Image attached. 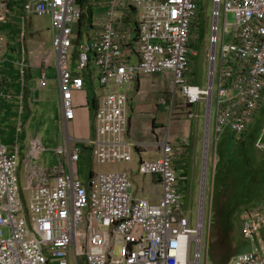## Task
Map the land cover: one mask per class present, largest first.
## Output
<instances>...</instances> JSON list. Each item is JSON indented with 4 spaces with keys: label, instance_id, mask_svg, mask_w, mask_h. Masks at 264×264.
Returning a JSON list of instances; mask_svg holds the SVG:
<instances>
[{
    "label": "built area",
    "instance_id": "1",
    "mask_svg": "<svg viewBox=\"0 0 264 264\" xmlns=\"http://www.w3.org/2000/svg\"><path fill=\"white\" fill-rule=\"evenodd\" d=\"M106 2L110 8L100 18L103 29L98 38L79 44L81 37L74 29L84 15L79 0H25L20 17L23 24L26 15L52 18L63 118L68 127L78 116L77 95L86 82L83 74L92 63L97 66L105 89L96 112L101 137L93 149L97 163L116 165L131 160L128 89L141 75L172 72L186 107L206 104V123L215 103L214 124L208 125L215 138L225 129L237 136L250 129L264 104V0H212L205 88L191 84L186 77L196 36L197 0L98 1ZM120 10L136 15L137 36L132 44L121 32ZM228 13L234 16V34L225 44ZM9 14L10 0H0V23ZM5 42L0 32V62ZM76 44L80 52L74 73L72 50ZM46 77L42 86L47 84ZM1 89L0 77V97ZM195 116L189 113L190 118ZM27 143L26 159L21 162L19 146L10 149L0 138V264H200L202 247L206 259L213 223L208 169H201L193 223L182 205L176 153L170 143L163 142L159 159L144 160L138 166L139 173L158 176L162 194L157 202L132 195L128 171H99L88 182L79 180L75 171L81 151L70 142L57 149L59 159L70 156V172L64 170L61 160L54 170L34 161L45 150L41 137L31 136ZM254 148L264 152V121ZM204 152L205 140L203 160ZM22 190L29 192L27 201ZM241 221V235L250 250L233 254L224 264H264V197L242 211Z\"/></svg>",
    "mask_w": 264,
    "mask_h": 264
},
{
    "label": "crops",
    "instance_id": "2",
    "mask_svg": "<svg viewBox=\"0 0 264 264\" xmlns=\"http://www.w3.org/2000/svg\"><path fill=\"white\" fill-rule=\"evenodd\" d=\"M98 1L109 0H79L84 11L83 19L79 25L83 26L85 22L89 30V35L83 42L97 39L103 29V22L100 18L105 17L110 6L107 2L99 4ZM15 5L19 7V4L10 1V14L7 21L0 23V32L6 39V45L2 49V60L0 62V77L2 82V95L0 97V138L3 141L2 136L7 132L14 134L19 132L23 133L30 122L37 117H47L49 114L56 112L57 115L55 117H57L58 127L64 126L65 129L62 144L57 149L67 147L69 142L72 146L80 149L81 154L76 164L75 175L79 180L88 182L94 173L103 171L100 167L103 165L97 163L93 155L95 142L101 140V137L97 132V109L96 111L93 110L91 101L92 99H96L98 108L99 99L105 92V89L99 81L97 66L92 63L88 71L83 74L86 82L84 90L77 95L76 104L78 107V116L76 121L72 122L68 127L67 122L63 118L62 94L60 93L58 98L53 94L51 98L47 92L54 81L52 74L49 73L50 69H57L60 85V75L56 66L57 53L54 45L52 49L46 50L45 44L39 42L38 39H28L27 20L29 16L26 15V19L24 20L25 24H23V20L20 17L24 14V11L22 8H20L19 12L16 11ZM22 5L23 3L21 7ZM117 16L120 17L121 32L126 35V41L132 44L137 36V18L135 13L130 10H120ZM118 25L116 24V27ZM2 26L8 27L9 32L4 31L1 28ZM78 33L81 37L78 40L79 44L82 42V33ZM78 44L72 50V67L74 73L78 71L76 68L80 52ZM75 51L78 53L77 59H75ZM193 55L190 52V65L186 77L188 82L198 85L195 83V79L192 78V72L195 66ZM204 65L208 68L206 58ZM44 75H47L46 86H42ZM128 98V142L132 144L133 151L131 160L113 165V168L114 170L128 171L131 174L133 186L130 191L132 195L136 198L149 199L152 202H157L160 199L162 189L158 176L143 175L138 172V166L141 161H154L159 159L162 155L163 142L170 143L175 150V169L179 183L190 182L189 189L193 188L195 182L194 163L199 159L198 142L202 140L201 143L204 147L208 125L209 122H212V118L210 117V120H208L209 115H207L206 123V104L198 103L191 107H186L181 93L175 88L174 75L169 71L139 76L129 87ZM189 113H193L196 116L190 118ZM206 124L207 127H205ZM208 133L211 135L210 132ZM31 136L37 135L29 134L25 137L24 144L17 142L14 145V147L19 146L20 148L21 162L26 159V151L29 144L27 142ZM235 136L239 137L237 135ZM241 136H245V133ZM41 139L43 141L42 137ZM3 143L5 144L4 141ZM5 145L8 146V144ZM253 149L255 148L253 147ZM56 155L55 164L52 167L40 165L45 166L49 170H54L60 167L61 160L64 164V170L70 172V156L65 155L59 159L60 155H58L57 150ZM202 167L205 169L203 148L201 169ZM207 169L209 171L208 165ZM199 181L200 175L198 185ZM214 181L215 172L211 174V184ZM179 183V192L184 198L185 192H182ZM263 197L264 194L261 198ZM215 210L217 211V206H215Z\"/></svg>",
    "mask_w": 264,
    "mask_h": 264
},
{
    "label": "rangeland",
    "instance_id": "3",
    "mask_svg": "<svg viewBox=\"0 0 264 264\" xmlns=\"http://www.w3.org/2000/svg\"><path fill=\"white\" fill-rule=\"evenodd\" d=\"M13 3L19 4V7L15 5L16 11H20L21 4L24 0H10ZM198 16L194 22V34L196 35L192 40L191 54L193 55L194 70L192 78L195 79V83L202 88L207 87L208 82V68L204 65L205 58L207 59V51L210 48L208 43L209 28L211 25V11H212V0H197ZM227 23L229 25L227 33L224 37V43L229 44L234 34V16L232 13L227 14ZM4 31L9 32L8 27H1ZM219 28L221 33L224 28V15L222 14ZM17 29V28H15ZM28 39H38L39 42L44 43L46 50H50L53 47V33L52 29V18L51 16H29L27 20ZM76 32L82 33V42L87 39L89 30L84 22L83 26L79 24L74 25ZM78 53L75 51L77 59ZM206 64V63H205ZM49 73L52 74L54 79L50 85L49 96L52 98L53 94L55 97L61 93V88L58 80L57 69H50ZM217 86V83H216ZM60 90V91H59ZM217 93V87H215L213 99L215 101ZM51 102V100H50ZM49 102V104H50ZM204 109V106H203ZM203 112V111H202ZM215 114V103L212 110V125L214 124ZM56 112L49 114L47 117H37L35 120L30 122L26 130L23 133H9L7 132L2 136L5 144H8L10 148L19 142L24 144L25 137L29 134L39 135L43 138L45 150L35 156V161L39 164L47 167H52L56 160L57 147L62 144V137L65 133L64 126L58 127L57 125ZM210 120V117H208ZM204 121V117H203ZM204 138V137H202ZM210 152H209V178L207 181V194H210L211 188L213 190V223L209 230V253L205 259L204 247L201 251L200 264H224L233 253H225V250L232 245H235L236 252H247L250 250L248 242L241 235V213L244 209L255 206L261 201L264 194V152L257 151L251 147H248L246 136L236 137L230 129H225L220 135H214V131H211L210 135ZM200 142V141H199ZM199 159L194 163V177L195 182L193 188L189 189L190 182H181L179 187L182 192H185V196L182 200V205L186 211V214L192 219L193 223L196 221V211L198 208V180L201 173V160H202V148L203 144L199 143ZM122 163V162H120ZM118 164V163H117ZM101 170L111 172L114 170L112 164H105L100 166ZM117 170V169H116ZM119 171V170H117ZM215 172V181L211 184V174ZM19 177L21 183H25L23 171L20 170ZM219 192L228 193L230 195H236V219L234 221L233 234L231 232V239L228 244L226 241H221L220 231L215 230V219L217 211L215 210L217 196ZM23 197L27 201L29 199L28 190H22ZM261 198V199H260ZM208 207L205 215V222H207ZM219 225V224H218ZM7 233V232H6ZM222 244V249L216 252V246L218 243ZM229 245V246H228ZM231 248V247H230ZM234 249V248H233ZM219 255V256H218ZM55 264V263H53ZM73 264V263H71Z\"/></svg>",
    "mask_w": 264,
    "mask_h": 264
},
{
    "label": "flooded vegetation",
    "instance_id": "4",
    "mask_svg": "<svg viewBox=\"0 0 264 264\" xmlns=\"http://www.w3.org/2000/svg\"><path fill=\"white\" fill-rule=\"evenodd\" d=\"M234 197L236 199V195L228 196V193L219 192L216 202L218 211L214 223L216 227L215 230L218 232L220 231L221 241H226L227 244L231 240L229 236H231V232L233 234L234 221L236 219L237 204ZM235 247V245L229 246L225 250V253H228V255L237 253ZM219 249H222L221 242L218 243V247L216 246V252H218Z\"/></svg>",
    "mask_w": 264,
    "mask_h": 264
},
{
    "label": "trees",
    "instance_id": "5",
    "mask_svg": "<svg viewBox=\"0 0 264 264\" xmlns=\"http://www.w3.org/2000/svg\"><path fill=\"white\" fill-rule=\"evenodd\" d=\"M82 2V1H80ZM92 108L93 110L96 111L97 109V100L96 99H92ZM264 120V104L261 105L257 115H256V118H255V121L252 125V127L247 131V133L245 134L246 136V139L248 141V143L246 144L248 147H251L253 148L254 146V140L256 139V136L258 134V131H259V128L262 124Z\"/></svg>",
    "mask_w": 264,
    "mask_h": 264
},
{
    "label": "bare ground",
    "instance_id": "6",
    "mask_svg": "<svg viewBox=\"0 0 264 264\" xmlns=\"http://www.w3.org/2000/svg\"><path fill=\"white\" fill-rule=\"evenodd\" d=\"M210 135L208 131L206 132V138H205V156H204V166L205 169L207 168L208 162H209V152H210Z\"/></svg>",
    "mask_w": 264,
    "mask_h": 264
},
{
    "label": "clouds",
    "instance_id": "7",
    "mask_svg": "<svg viewBox=\"0 0 264 264\" xmlns=\"http://www.w3.org/2000/svg\"><path fill=\"white\" fill-rule=\"evenodd\" d=\"M255 118H256V117H255ZM250 128H251V127H250ZM248 130H249V129H248ZM246 133H247V132H246ZM246 133H245V134H246ZM253 146H254V145H253Z\"/></svg>",
    "mask_w": 264,
    "mask_h": 264
}]
</instances>
